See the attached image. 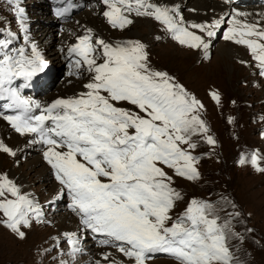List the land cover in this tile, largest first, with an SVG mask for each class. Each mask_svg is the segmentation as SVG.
<instances>
[{"label": "snow or ice", "instance_id": "6c2138e0", "mask_svg": "<svg viewBox=\"0 0 264 264\" xmlns=\"http://www.w3.org/2000/svg\"><path fill=\"white\" fill-rule=\"evenodd\" d=\"M223 2L230 11L202 22L188 21L180 4L162 0H61L55 16L99 9L110 28L121 32L136 18H148L172 42L204 59L224 26L223 39L250 53L251 60L240 63L264 78V11L246 12L234 6L235 0ZM5 3L18 27L13 31L11 21L0 26V99L8 109L0 110V120L27 138L28 145L42 146V158L58 184L49 204L67 198L78 218L76 231L53 237L52 247L44 250L55 252L54 264H75L88 238L101 248L89 264H149L157 254L171 257L174 264H246L235 251V243L246 239L233 223L240 213L227 211L235 209L234 201L192 197L185 203L176 187L177 178H201L202 158L214 154L218 143L203 118L204 103L174 76L153 67L145 42L106 40L79 21L82 31L66 51L68 75L86 79L83 90L48 104L23 96L14 82L30 81L48 64L30 35L20 0ZM18 39L22 43L16 46ZM209 95L222 106L218 91ZM227 122L234 123L235 117L228 116ZM203 145L208 149L201 151ZM17 154L0 138V155ZM262 161L264 154L257 149L241 153L237 163L264 174ZM180 203L185 206L175 214ZM44 223L49 222L39 202L0 172V227L24 241L34 225Z\"/></svg>", "mask_w": 264, "mask_h": 264}, {"label": "rangeland", "instance_id": "374dc122", "mask_svg": "<svg viewBox=\"0 0 264 264\" xmlns=\"http://www.w3.org/2000/svg\"><path fill=\"white\" fill-rule=\"evenodd\" d=\"M20 4L22 7L34 5L37 8L34 11L31 10L29 14L31 21L36 20L40 26H45L40 20L48 16L46 19L49 26L54 30L57 29L56 26L50 25L52 19L50 20L48 10L44 7V4L48 5L46 1L34 3L32 0H26ZM234 6L240 5L234 4ZM182 7L186 13L194 9L192 7L189 9L188 5ZM195 12L197 11H192L194 16L197 15ZM0 17L6 18L0 21V26H7V21H11V28L16 31V22L5 0H0ZM72 21L73 18L70 22ZM58 24L61 27V21H58ZM134 26V24L131 25L123 32L110 29L111 34L116 37H126L127 40L139 39L148 45L153 67L174 76L204 103L203 118L218 142L214 154L202 158L201 178L198 181L177 178L176 187L184 193L185 203L192 197L216 203L220 201L221 196H225L234 201L235 209L229 207L227 211L240 213L239 222L233 221V223L236 230L246 236L244 241L235 243L236 254L246 264H264V174L254 171L250 165L240 166L237 163L241 153H250L258 149L261 154H264V138L261 137V132H264V78H257L255 70L248 63L240 65L242 60L246 62L251 60L250 53L244 46L237 45L232 53L234 58H227L218 50L220 46L228 47L230 43L220 36V32L213 40L208 58L204 59L202 53L182 48L164 36L154 21L151 27L159 36L164 37L161 40L151 39L147 28H137L136 35L127 34ZM245 55L250 58L247 56L248 59L244 60ZM43 58L53 74L56 73L59 76L65 73L63 64L54 63L49 56H43ZM221 60H224L223 64ZM73 77L79 83L86 82L83 77ZM58 81V79L55 80V84L59 83ZM52 91L55 92L54 88ZM210 91L220 93L222 106L215 105L210 98ZM228 116L235 117V122L229 124ZM207 149L208 146L203 145L201 151ZM27 161L28 157L16 166L12 157L0 155V172H7L10 178L21 187L22 192L30 194L39 202L45 213V220L49 223L34 225L28 231L24 241L15 239L6 229L0 227V264H54L52 256L55 252L49 254L44 250L51 248L54 244L53 237L59 235L55 217L60 206L57 203L49 204L50 192L45 189V181L34 175ZM261 166H264V161L261 162ZM13 169L19 175H26L27 182L24 186L17 182ZM48 170L52 179L54 176L49 168ZM185 203L178 204L175 214L183 210ZM61 205L64 207L63 204ZM224 214V210H221L220 215L224 216ZM246 228H252L254 231L246 233L244 231ZM85 256L84 253L75 262ZM149 264H174V261L171 257H158L152 259Z\"/></svg>", "mask_w": 264, "mask_h": 264}, {"label": "bare ground", "instance_id": "6f19581e", "mask_svg": "<svg viewBox=\"0 0 264 264\" xmlns=\"http://www.w3.org/2000/svg\"><path fill=\"white\" fill-rule=\"evenodd\" d=\"M35 1L36 0H32V2L34 3ZM46 2L48 4V7L49 5H53L55 3L54 0H47ZM162 2H166L169 5L180 4L181 10L185 18L188 21H195V22L211 20L213 18L219 17L220 14L222 15L225 11H230V6L225 5L223 0H162ZM184 5H188L189 9L191 7L194 8L197 11L195 12V14L197 15L194 16L192 11L187 13L184 12L183 11L184 9L182 7ZM235 7L251 13H258L264 11V4H251V5H245L244 7L240 5ZM23 8L25 9L26 15L28 17L30 35L37 44L41 54L45 57L46 56L52 57L53 62L56 64L59 65L63 64L65 67V75L67 74V72H69L70 67H69V58L67 57V53H64L63 47L66 44V42L69 41L70 39L75 41V35L81 33L82 31V29L77 25L76 21H79V24L82 26L93 28L97 35H99L100 37L106 40H111V41L127 40L126 37H116L111 34L112 30H110V28L105 24L103 19H100L101 15L99 14V9H97L95 12H93L91 9L88 8L81 9L76 15L73 16V21L72 22H70L71 20L67 21L66 22L67 24L64 23L63 27H59L60 24H58V21L60 20H57L56 18H54L49 14L50 20L52 19L50 25L57 27V29L54 30L48 24V20L46 19L48 16L46 18H41L40 20V22L44 23L45 26H40L38 24L39 22H36V20L31 21L29 14L31 10L34 11L35 9H37L34 5ZM51 8L52 7L50 6V9ZM96 18L99 20H97ZM252 18L253 17H250V19ZM197 19L200 20L198 21ZM152 22L153 21L148 18H136L133 23L135 26L132 27V29H130L127 34L136 35L138 34L137 28L140 29L147 28L150 31L151 39H155V36H157L158 34L155 31H153L151 27ZM233 44L230 42L228 44V47L220 46L218 50L224 53L225 57L234 58L235 56L232 55V53L235 50V48H237V45L235 44L233 45ZM247 56L248 55L244 56V60L248 59L249 56L248 57ZM223 61L224 60H221L222 64ZM240 65L243 66V64ZM50 79L48 82L45 83L44 86H42V78L34 80L32 83H30V85L26 86V88H29L28 91L26 90L29 98L39 101L42 104H48L57 98L70 97L76 95L77 93L83 90V84L87 82L86 81L79 83L75 79V77L66 76L62 81L59 80L58 81L59 83L57 84H55V80L53 79V86H52V82H50L52 79L51 80ZM17 83L22 84L20 81H17ZM40 87L42 89L47 87L49 88L50 92L45 93L40 97L39 96ZM53 88L55 92L52 91ZM0 110L7 112L8 109L6 107V104L0 105ZM0 138H3L6 143H8L10 146H13L18 150L17 156L14 158L12 157L14 163L17 164L16 166L21 164L22 161L23 160L25 161L26 157H28L27 162L29 164V168H31V171L34 172V175L37 178H41L45 181L44 182L45 189L50 192L48 198L51 199L58 188V184L56 181L54 182L50 178L51 176L49 174V170L45 166L42 160V148H39L37 145L35 146L28 145L27 138L15 134L7 125V123L2 120H0ZM12 172L16 177L17 182L22 186H24L25 183L27 182L26 175L23 174L19 175L15 171V169H13ZM63 199L56 202L60 206L59 212L56 213V217H55L56 218L55 220L57 222L56 227L58 228L59 234L65 231H76L78 227V222L74 218V216L70 212L66 211L64 207H62L61 204ZM83 247L86 249L85 252L86 256L84 258H81L78 262H75V264H89V260L97 257L101 251V248L95 247L90 239H86L83 241ZM104 250H111V249H104Z\"/></svg>", "mask_w": 264, "mask_h": 264}, {"label": "water", "instance_id": "95a60500", "mask_svg": "<svg viewBox=\"0 0 264 264\" xmlns=\"http://www.w3.org/2000/svg\"><path fill=\"white\" fill-rule=\"evenodd\" d=\"M60 75V74H59Z\"/></svg>", "mask_w": 264, "mask_h": 264}]
</instances>
